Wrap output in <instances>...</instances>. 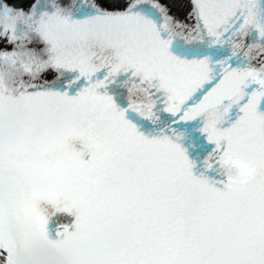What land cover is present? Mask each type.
Here are the masks:
<instances>
[{
    "label": "snow or ice",
    "instance_id": "obj_1",
    "mask_svg": "<svg viewBox=\"0 0 264 264\" xmlns=\"http://www.w3.org/2000/svg\"><path fill=\"white\" fill-rule=\"evenodd\" d=\"M0 264H264V0H0Z\"/></svg>",
    "mask_w": 264,
    "mask_h": 264
}]
</instances>
